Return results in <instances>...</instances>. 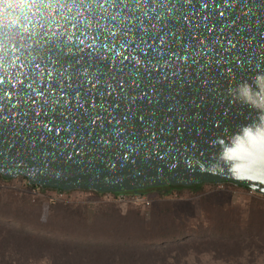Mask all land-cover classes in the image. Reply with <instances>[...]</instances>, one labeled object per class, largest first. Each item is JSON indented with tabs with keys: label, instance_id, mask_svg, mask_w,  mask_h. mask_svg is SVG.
I'll use <instances>...</instances> for the list:
<instances>
[{
	"label": "water",
	"instance_id": "water-1",
	"mask_svg": "<svg viewBox=\"0 0 264 264\" xmlns=\"http://www.w3.org/2000/svg\"><path fill=\"white\" fill-rule=\"evenodd\" d=\"M8 2L19 6L16 16H9L6 20L3 7L5 0H0V95L6 94V101L11 99V103H16L17 93L24 96L31 83L30 73L39 71L46 74L52 70L53 65L47 64L43 59L50 42L68 41L70 34L72 41L84 40L86 45L95 43L99 47L100 42H107L103 35L105 28L112 27L113 24L123 28V24L119 23V19L123 17L115 22L111 21V16L118 9L109 7L106 0H99L104 7L100 8L96 4L94 15L87 9L69 7L61 10L65 18L57 21L54 19L57 12L54 11L47 24L42 23L35 9L31 8L32 0ZM62 2L71 5L73 2L79 3V0ZM140 2L148 12V17L141 16L146 27L150 28L154 24L161 32H168L169 28L175 31L174 25L186 24L188 27L184 29L185 35L191 30L193 41L200 40L214 49L211 53L205 51V58L211 59L219 52L222 62L199 69L192 65L187 70L191 73L190 76L181 73L183 83L180 78L172 77L169 73V81H175L171 87L168 86V81H162L156 84L155 90L148 89L153 100L140 101L141 106L137 111L156 121L148 125L155 131V139H147L143 132L145 122L138 117L133 118V127L129 129V132L136 133V138L133 139L128 133H123L118 138L127 136V143L136 145L138 154L117 147V140H113V146L102 148L99 141L93 143L95 136L89 137L87 130L75 136V142L67 147L65 141L73 138L63 131L59 135L53 133L42 138L41 134L46 130L40 126V122L35 121L31 112L24 116L19 109L8 111L6 108L10 105L6 104L5 110L0 111V115L9 117L7 121L0 123L1 178L11 180L21 177L30 186L61 192L81 190L121 194L168 186L231 184L264 196V181L236 179L227 171L211 173L201 166H207L214 159L218 152L216 141L219 138L226 137L239 125L258 117L256 110L236 100L230 95L229 89L242 81H253L257 71L264 72V0H196L195 10L188 9L190 20L186 21L172 19L175 12L167 10V0ZM203 3H207L208 7L204 8ZM153 8L155 12L152 11ZM73 12L78 13V18L69 21L67 17ZM21 14L30 18L28 22L21 23ZM139 14L137 10L136 15ZM209 14L211 18L203 23L213 24V27L206 31L202 18ZM157 16L159 19H155ZM8 20H15L13 27L19 30L18 37L11 43L7 42L4 30ZM124 22L133 29L127 37L132 43L124 47L119 46V40L112 43L118 55L127 56L135 48V42L142 33L136 28L135 20ZM216 38L220 39L224 48H230V39L231 44L236 45L235 49L225 52L219 45L209 44V41ZM148 43L151 44L152 41L149 40ZM107 55L106 53L101 65L105 70L112 67ZM132 55L136 56L137 53L133 51ZM197 60L199 62L200 58L197 57ZM37 64L40 65L39 69L36 68ZM197 71L201 75H196ZM203 80H207V84H203ZM20 83L24 84L23 89L20 88ZM9 85L15 86V90ZM39 87H46L43 78ZM90 87L85 83V90ZM96 99L99 100L100 97ZM107 101L115 103L111 96L107 97ZM39 103L37 98V105ZM34 107L37 113L41 111L38 106ZM169 107H173L174 111L169 112ZM122 114L121 111L120 115ZM50 118L60 122L58 114ZM40 121L47 123L48 118L41 116ZM81 122L87 123V117L81 115L80 120L75 121L76 124ZM161 126L163 131H160ZM106 127L111 130V124L107 121ZM80 136H83L82 140ZM141 141H147V144ZM155 144L161 146L158 150L149 152ZM189 160L192 167L188 166ZM196 161L200 163L197 164Z\"/></svg>",
	"mask_w": 264,
	"mask_h": 264
},
{
	"label": "snow or ice",
	"instance_id": "snow-or-ice-1",
	"mask_svg": "<svg viewBox=\"0 0 264 264\" xmlns=\"http://www.w3.org/2000/svg\"><path fill=\"white\" fill-rule=\"evenodd\" d=\"M144 2L148 3V0ZM106 3L109 7L118 9L116 14L111 16V21L115 22L118 17H123L119 19L123 28H118L116 24L105 28L103 35L107 42H100L99 47H96L95 43L86 45L84 40L75 42L71 38L70 41L60 43L50 42L43 59L47 64L53 65L52 70L46 74L39 71L30 73L31 83L23 97L17 93L16 103H11V99L6 101V94L0 95V111L5 110L6 104H9L10 107L6 108L8 111L19 109L20 114L24 116L31 112L35 121L40 122V126L46 130L41 134L42 138L53 133L59 135L62 131L68 137H72L73 139L65 141L66 147L75 142V136L80 135L81 131L87 130L89 137L95 136L93 143L99 141L102 148L107 149L113 146V140H117V147L126 148L138 154L137 146L127 143V136H123V139L118 138L123 133H128L133 139L136 138V133L129 132V129L133 127V118L138 117L145 122L143 132L147 139H155L156 133L148 125L156 121L137 111L141 106L140 101L153 100L148 89L155 90L156 84L162 81H168V86L171 87L175 81H169V73L172 77L180 78L183 83L181 73L184 72L190 76L191 73L187 70L192 65H196L197 69L207 67L212 63H221L222 57L219 52H216L215 57L206 59L205 51L211 53L214 49L200 40L193 41L191 30L185 35L184 29L188 27L186 24L174 25L175 31L169 28L168 32H161L154 24L150 25V28L146 27L141 16L148 17V12L143 9L140 0H106ZM195 3L196 0H167V10L175 12L172 19L186 21L190 20L188 9L191 8L194 11ZM96 4L100 8L104 7L99 0H96ZM203 7L207 8L208 4L203 3ZM137 10L140 12L139 15H136ZM152 11L155 12V8ZM210 18L211 14L204 16L202 23ZM155 19H159V16ZM125 20H135L136 28L142 34L136 40L135 48L131 49L127 56H122L116 53L112 41L119 40L120 47L132 43L127 37L133 29L124 22ZM203 26L208 31L212 29L213 24L203 23ZM149 40L152 41L151 44L148 43ZM228 42L230 48H224L219 38L209 41V44L214 43L223 51L230 52L236 45L231 44L230 39ZM133 51L137 53L136 56L132 55ZM106 53L107 60L112 62V67L108 70L101 66L105 61ZM197 57L200 58L199 62ZM217 57L219 59H216ZM39 67L40 65L37 64L36 68L39 69ZM129 68L132 70L128 71ZM196 75L201 74L197 71ZM137 77H143V79H137ZM41 78L46 87H39ZM85 83L91 86L87 90L84 88ZM202 83L207 84V80H203ZM142 84L143 87H141ZM19 86L21 89L24 88L23 83ZM9 87L15 90V86L9 85ZM109 96L114 97V104L107 101ZM97 97L100 99L97 100ZM37 98L40 100L39 105H37ZM34 106H38L41 111L37 113ZM167 110L172 112L174 108L169 107ZM121 111L122 115H120ZM55 114H58L60 118L59 123L56 119L50 118ZM81 115L87 117V123L76 124L75 121L80 120ZM41 116L48 118V122L40 121ZM8 119V116L0 115V123ZM106 121L111 124L110 131L106 127ZM163 130L161 126L160 131ZM80 139L82 140L83 136H80ZM141 143L146 145L147 141H141ZM160 146L155 144L149 152L158 150ZM187 163L189 167H192L190 160Z\"/></svg>",
	"mask_w": 264,
	"mask_h": 264
},
{
	"label": "rangeland",
	"instance_id": "rangeland-1",
	"mask_svg": "<svg viewBox=\"0 0 264 264\" xmlns=\"http://www.w3.org/2000/svg\"><path fill=\"white\" fill-rule=\"evenodd\" d=\"M160 189L162 188L147 189L151 203L144 209L131 203L119 202L113 199L111 194L99 196L92 192L76 190L64 192L61 196L56 190L33 188L21 177L5 182L0 180V193L11 191L17 199H25L33 204V207L21 211L26 212L28 219H10L12 224H24L29 230L40 232L47 238L66 237L70 240L74 236L72 230L80 228L75 220L54 217L55 215L47 210L48 206L53 204L71 205L76 209L83 207L85 210L82 212L87 213L88 217L93 216L96 208L101 206H113L123 214L129 210L136 213V208L139 207L146 220L152 212L165 207L173 218V225L183 228L186 234L193 236L189 240H198L185 248H176L177 251L171 252L172 259L167 263L264 264V196L228 184H207L196 192L179 189L169 195H165L166 192ZM220 221L223 225L228 224V227L232 222L234 225L228 229L229 232L222 230L218 233L214 227ZM218 235L224 237L222 241H211ZM230 235L234 237H228ZM159 261L152 258L147 263L159 264ZM34 264H49V261L43 260Z\"/></svg>",
	"mask_w": 264,
	"mask_h": 264
},
{
	"label": "trees",
	"instance_id": "trees-1",
	"mask_svg": "<svg viewBox=\"0 0 264 264\" xmlns=\"http://www.w3.org/2000/svg\"><path fill=\"white\" fill-rule=\"evenodd\" d=\"M0 180L6 181L1 176ZM202 186H168L160 191H165V195L179 189L196 192ZM146 191L137 193L148 195ZM111 196L113 199L117 198V194ZM16 197L11 191L0 193V264H34L43 260L49 261V264H150L147 262L152 258L160 260L159 264H171L167 263L172 259L171 252L198 241L189 240L193 236L186 234L183 228H176L168 208L163 206L152 212L146 220L140 206L136 208V213L129 210L125 214L113 206H101L96 208L93 216L88 217L87 213L82 212L85 210L83 207L76 209L71 205L53 204L47 210L54 217L75 220L80 228L72 230L74 236L70 240L66 237L47 238L40 232L29 230L24 224H12L10 219H28L26 212L21 211L33 207L25 199ZM39 207L38 203L37 208ZM88 221L91 223H87ZM234 224L232 222L228 227V224L223 225L220 221L214 230L218 233L222 230L229 232L228 229ZM223 238L218 235L211 241H222Z\"/></svg>",
	"mask_w": 264,
	"mask_h": 264
},
{
	"label": "clouds",
	"instance_id": "clouds-1",
	"mask_svg": "<svg viewBox=\"0 0 264 264\" xmlns=\"http://www.w3.org/2000/svg\"><path fill=\"white\" fill-rule=\"evenodd\" d=\"M4 17H15L19 6L5 0L3 4ZM83 8L92 11L96 10L95 0H79L71 5L62 0H35L31 8L35 9L36 15L41 22L47 24L52 13L57 12L55 20L64 19L61 10ZM78 13L73 12L67 17L69 21L76 20ZM30 18L21 14V23L28 22ZM119 19V17H118ZM15 20H8L4 25L7 33V42L11 43L18 37L19 30L13 27ZM69 34V41H70ZM232 95L239 102L249 106L258 113V117L248 123L241 124L238 128L224 138H219L216 143L218 152L214 159L205 167L211 173H223L227 171L236 179H257L264 181V72L257 71L254 80L242 81L229 89ZM200 163L199 161H196Z\"/></svg>",
	"mask_w": 264,
	"mask_h": 264
},
{
	"label": "built area",
	"instance_id": "built-area-1",
	"mask_svg": "<svg viewBox=\"0 0 264 264\" xmlns=\"http://www.w3.org/2000/svg\"><path fill=\"white\" fill-rule=\"evenodd\" d=\"M218 185L222 186L223 184H218ZM250 192L252 193V191ZM59 193L61 194V196L62 194H64V192H59ZM116 199L119 202L131 203L137 206H141L144 209L148 208L151 203V200L148 198L147 195L140 194V193H132V192L117 194Z\"/></svg>",
	"mask_w": 264,
	"mask_h": 264
}]
</instances>
